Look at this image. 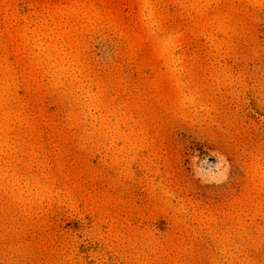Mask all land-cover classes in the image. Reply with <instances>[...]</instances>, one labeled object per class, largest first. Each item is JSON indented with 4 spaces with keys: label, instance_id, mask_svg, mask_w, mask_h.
<instances>
[{
    "label": "rangeland",
    "instance_id": "374dc122",
    "mask_svg": "<svg viewBox=\"0 0 264 264\" xmlns=\"http://www.w3.org/2000/svg\"><path fill=\"white\" fill-rule=\"evenodd\" d=\"M0 264H264V0H0Z\"/></svg>",
    "mask_w": 264,
    "mask_h": 264
}]
</instances>
